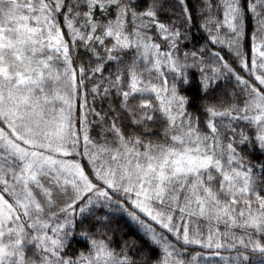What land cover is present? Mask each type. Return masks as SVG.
Wrapping results in <instances>:
<instances>
[{
  "label": "snow or ice",
  "instance_id": "obj_1",
  "mask_svg": "<svg viewBox=\"0 0 264 264\" xmlns=\"http://www.w3.org/2000/svg\"><path fill=\"white\" fill-rule=\"evenodd\" d=\"M208 257L264 264V0H0V264Z\"/></svg>",
  "mask_w": 264,
  "mask_h": 264
},
{
  "label": "trees",
  "instance_id": "obj_2",
  "mask_svg": "<svg viewBox=\"0 0 264 264\" xmlns=\"http://www.w3.org/2000/svg\"><path fill=\"white\" fill-rule=\"evenodd\" d=\"M197 39H199V34H197ZM118 223L121 228L125 230H132L135 228L134 225H130L127 220L123 217L119 218ZM226 255V254H225ZM207 264H221L219 257H208Z\"/></svg>",
  "mask_w": 264,
  "mask_h": 264
}]
</instances>
